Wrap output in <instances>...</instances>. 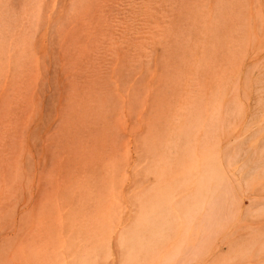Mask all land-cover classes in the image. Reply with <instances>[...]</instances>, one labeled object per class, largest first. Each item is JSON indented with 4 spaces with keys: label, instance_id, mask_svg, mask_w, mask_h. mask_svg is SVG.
<instances>
[{
    "label": "rangeland",
    "instance_id": "rangeland-1",
    "mask_svg": "<svg viewBox=\"0 0 264 264\" xmlns=\"http://www.w3.org/2000/svg\"><path fill=\"white\" fill-rule=\"evenodd\" d=\"M0 264H264V0H0Z\"/></svg>",
    "mask_w": 264,
    "mask_h": 264
},
{
    "label": "bare ground",
    "instance_id": "bare-ground-1",
    "mask_svg": "<svg viewBox=\"0 0 264 264\" xmlns=\"http://www.w3.org/2000/svg\"><path fill=\"white\" fill-rule=\"evenodd\" d=\"M214 165V164H213ZM214 168H215V165L213 166ZM212 167V165H211V167L210 168H213ZM212 169H210L209 170V172L211 171ZM213 170H215V169H213ZM216 171H217V169L213 172L214 173V175H213V181H215V185L213 186V188H212V190H210V189H208V187L210 186H206L207 187V189L208 190H210V192H209V195H207V194H205V192H204V195L207 197L206 198V200H204L203 202L201 201V200H199L200 201V203L202 202V205H206V206H209V210H210V213H209V215L207 214L206 215V213H204L203 214V219H205V218H207V217H209V221L210 220H215V219H219V215H217L218 214V211L219 210H223V209H225V202H226V197H227V195H229V185L226 183V181L224 180V178L222 177V175L221 174H219V172L218 173H216ZM211 175V176H212ZM208 176H210V175H208ZM207 179H208V177H207ZM206 182V181H205ZM203 184V183H202ZM205 184V183H204ZM212 184L213 183H211V186H212ZM206 187H204V188H206ZM211 188V187H210ZM224 188V189H223ZM207 189H205V190H207ZM201 190H203V189H201ZM216 195V198H212V200H210V197L212 196V195ZM192 195V194H191ZM213 195V196H214ZM203 198H205L204 196H203ZM195 200V199H194ZM192 201V200H191ZM190 201V202H191ZM197 201V200H196ZM195 201V202H196ZM198 201V202H199ZM196 204V203H195ZM192 205V204H191ZM194 205V204H193ZM197 205V204H196ZM200 205V204H199ZM161 207V206H160ZM187 207V206H186ZM191 207H195V206H191ZM199 207H202L203 208V206H199ZM190 208V207H189ZM197 208V207H196ZM193 209V208H192ZM191 208L190 209H188V210H192ZM199 210H200V208H198ZM201 210H203V209H201ZM157 212V211H156ZM200 213V212H199ZM182 214H184V213H182ZM150 215V214H149ZM148 216V215H147ZM194 215H192V217H193ZM196 216H197V214H196ZM145 218V217H144ZM160 218H161V216H160ZM165 218V217H164ZM195 219V218H194ZM146 220V219H145ZM167 220V219H166ZM166 223V222H165ZM209 223H211V221L209 222ZM158 224V223H157ZM160 226H161V224H160ZM160 226H157V228L158 227H160ZM164 228V227H163ZM162 231H163V229H162ZM165 231V230H164ZM158 232H160L159 230H158ZM161 233V232H160ZM154 234H155V232H154ZM157 234V233H156ZM163 234V233H162ZM166 236V235H165ZM11 247V246H10ZM252 247V246H251ZM18 250V249H17ZM248 252V251H247ZM15 256V255H14ZM26 263V262H25Z\"/></svg>",
    "mask_w": 264,
    "mask_h": 264
}]
</instances>
